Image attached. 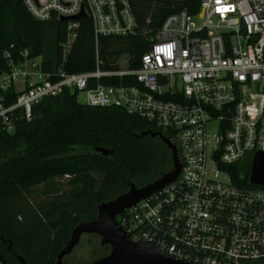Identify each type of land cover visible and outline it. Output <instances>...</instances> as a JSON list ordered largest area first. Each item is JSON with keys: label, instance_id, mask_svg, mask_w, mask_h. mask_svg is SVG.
I'll return each mask as SVG.
<instances>
[{"label": "built area", "instance_id": "2783aa9c", "mask_svg": "<svg viewBox=\"0 0 264 264\" xmlns=\"http://www.w3.org/2000/svg\"><path fill=\"white\" fill-rule=\"evenodd\" d=\"M22 3L39 20L82 10L86 16L66 22L63 61L51 70L29 49L18 56L5 52L0 130L14 133L20 119L33 118L35 105L65 92L92 106L123 108L171 139L182 169L176 180L118 214L119 226L133 241L191 264H264V184L251 183V170L241 171L264 152V0H201L196 14L173 12L152 36L141 65L117 69L101 67L99 39L135 32L130 0ZM83 17L92 21L97 68L71 72L64 63ZM103 77L121 82L103 84ZM0 264H9L1 253Z\"/></svg>", "mask_w": 264, "mask_h": 264}, {"label": "trees", "instance_id": "16d2710c", "mask_svg": "<svg viewBox=\"0 0 264 264\" xmlns=\"http://www.w3.org/2000/svg\"><path fill=\"white\" fill-rule=\"evenodd\" d=\"M18 1L0 0V74L9 66L7 50L16 56L25 49L32 56L43 55L47 70L60 65L67 23L36 19ZM130 3L137 28L127 36L100 37L103 69L119 68L114 62L124 54L138 68L164 20L182 9L196 14L201 0ZM64 67L96 70L89 17L81 19ZM100 82L121 80L103 77ZM33 112L31 120H19L14 133L0 130V253L9 264H22L18 256L27 264H56L72 229L95 218L98 203L127 191L131 182L141 187L173 169L171 148L161 137L143 134L152 129L149 123L121 107L92 106L80 102L77 93L65 92L35 105Z\"/></svg>", "mask_w": 264, "mask_h": 264}, {"label": "water", "instance_id": "95a60500", "mask_svg": "<svg viewBox=\"0 0 264 264\" xmlns=\"http://www.w3.org/2000/svg\"><path fill=\"white\" fill-rule=\"evenodd\" d=\"M20 2L22 0L18 1V3ZM80 16H86L84 10H82L81 14L72 18L64 16L61 18V21L68 22L70 19L79 20ZM149 132L144 131L143 134H148ZM151 134L153 136H160L171 148L173 169L160 178L141 187L131 182L130 188L127 191L112 199L98 203V217L93 220H83L75 225L71 231L69 241L57 255L56 264H64L65 258L74 252L75 248L81 242L82 235L85 233L101 235L100 247H104L107 244L112 247L108 255L87 264H191L183 260L175 259L171 255L161 251L152 243L133 241L119 226L117 221L118 214L170 184L181 173L182 164L176 145L170 138L160 132H151ZM250 181L254 184H264V152H258L255 155L250 172ZM18 259L22 264H27L22 257L18 256Z\"/></svg>", "mask_w": 264, "mask_h": 264}, {"label": "rangeland", "instance_id": "374dc122", "mask_svg": "<svg viewBox=\"0 0 264 264\" xmlns=\"http://www.w3.org/2000/svg\"><path fill=\"white\" fill-rule=\"evenodd\" d=\"M202 19H203V14H200L196 17V20H202ZM149 20L150 17L148 18V21ZM143 31L146 35H149L147 34L148 32L147 29H144ZM129 58L130 56L128 54H124L118 59H116L114 63H118V66L123 68L129 64ZM78 100L80 102H83L84 101L83 96L82 95L79 96ZM210 127L213 128L214 124L211 123ZM250 168H251V164L243 165V169L246 175L249 174ZM100 238L101 237L98 235L84 234L81 238L80 245H78L75 248L73 255L68 256L66 258V264H87L98 258L108 255L110 253V248H100Z\"/></svg>", "mask_w": 264, "mask_h": 264}, {"label": "flooded vegetation", "instance_id": "af4514ba", "mask_svg": "<svg viewBox=\"0 0 264 264\" xmlns=\"http://www.w3.org/2000/svg\"><path fill=\"white\" fill-rule=\"evenodd\" d=\"M147 131H150L149 133H151V132H157V131H154V130H152V129H149V130H147ZM160 137V136H159ZM98 217V213H97V215H96V217L95 218H93V219H96ZM93 219H86V220H93ZM86 235L87 234H93V235H98V236H100L101 237V235H99V234H96V233H85ZM84 235V234H83ZM82 235V236H83ZM82 238V237H81ZM102 238V237H101ZM101 238H100V241H101ZM80 245V244H79ZM100 248H110V252H111V249H112V247H111V245H109V244H107V245H105L104 247H100ZM74 253V252H73ZM73 253L72 254H70L69 256H72L73 255ZM68 257V256H67ZM66 257V258H67ZM66 258H65V261H64V264H66Z\"/></svg>", "mask_w": 264, "mask_h": 264}]
</instances>
